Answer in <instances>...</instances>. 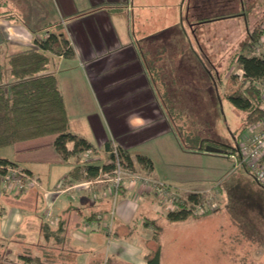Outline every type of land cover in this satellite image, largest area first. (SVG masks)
I'll use <instances>...</instances> for the list:
<instances>
[{"label":"crops","instance_id":"0c3cea01","mask_svg":"<svg viewBox=\"0 0 264 264\" xmlns=\"http://www.w3.org/2000/svg\"><path fill=\"white\" fill-rule=\"evenodd\" d=\"M135 1L0 0V63H6L12 53L36 47L38 37L60 28L66 31L75 54L55 55L48 72L57 77L70 132L85 139L94 151L87 158L85 151L64 157L55 147L57 136H48L11 145L12 160L0 156L40 181V187L20 195L0 191V246H12L18 256L38 257V250L21 243L44 240L38 234L43 219L40 191L47 204L45 219L50 212L45 234L48 241L50 237V264H147L156 249L145 245L139 251L137 241L138 237L144 242L160 239L152 219L160 213L153 194L124 187L115 198L108 183L95 182L102 178L100 173L91 177L87 172L88 165H109L112 140L129 153L136 169L158 179L160 173L145 150L157 144L171 161L183 152L174 145L177 126L168 118L157 84L163 56H152L148 44L136 41L140 26L150 20V7L136 6ZM190 12L187 9V16ZM73 148L74 142H68V151ZM137 155L149 157L153 169L140 165ZM49 163L50 187L45 188L36 169ZM113 197L120 202L112 204ZM111 221L109 234L104 227Z\"/></svg>","mask_w":264,"mask_h":264},{"label":"rangeland","instance_id":"374dc122","mask_svg":"<svg viewBox=\"0 0 264 264\" xmlns=\"http://www.w3.org/2000/svg\"><path fill=\"white\" fill-rule=\"evenodd\" d=\"M184 1H135L136 6L142 3L150 7V20L140 26L142 30L136 41L148 44L152 56H163L159 69L162 75L157 84L168 118L177 126L172 136L174 145L178 152H183L171 161L157 144L145 151L151 155L160 179H167L166 182L183 189L176 204L184 203L188 207L191 203L185 198L189 191L210 190L204 199L211 197L215 207H208L209 211L203 214L192 212L186 219L170 221L166 202L153 195V203L159 206L160 213L155 212L152 219L159 227L160 239L144 242L138 237L139 251L145 245L153 249L160 246V264H264V187L243 167L236 168L235 158L199 153L209 146L215 147L213 143L234 147L250 130V127L244 129L246 113L234 107L227 95L237 91L242 84L239 64L235 61L231 66L232 57L248 30L264 19V0L246 1L247 15L195 25L194 29L191 23L197 22L199 16L195 9L187 16L188 0ZM208 1L206 10L212 11L205 15L208 18L237 10L234 6H224L227 0H220V4L215 0ZM214 73H218L221 80L217 76L214 81ZM202 145H205L204 149H201ZM13 152L12 146L0 148L1 157L12 160ZM132 167L136 168L134 162ZM49 172L50 163L36 169L42 187H50ZM173 175L177 177L176 181L172 179ZM188 184L196 186L186 189ZM41 194L42 191L39 202L43 219L38 234L44 240L21 245L34 247L39 251L36 255L50 264V237L48 241L45 235L50 226V212L45 219L47 204L42 201ZM116 201L114 197L111 199L112 204ZM7 245L0 246V264H25L14 248ZM30 255L34 257L35 254Z\"/></svg>","mask_w":264,"mask_h":264},{"label":"trees","instance_id":"16d2710c","mask_svg":"<svg viewBox=\"0 0 264 264\" xmlns=\"http://www.w3.org/2000/svg\"><path fill=\"white\" fill-rule=\"evenodd\" d=\"M187 6L189 10L199 7L207 9L208 4L207 0H188ZM221 19L223 18L207 19L198 24ZM261 23L264 24V19ZM263 24L248 30L245 40L239 46L237 53H234L231 61V66L237 61L244 73L241 86L234 93L227 95V99L234 107L246 113L244 129L264 118V99L259 85V83L264 84V51L261 56L244 54L251 53L264 44ZM195 25L197 24L191 23L193 29ZM35 45L36 47L8 55L6 63H0V148L37 138L57 136L55 147L58 152L64 157L76 155L91 148L92 145L70 132L64 97L59 89L57 77L54 73L48 72L55 55L64 58L74 56L72 42L66 31L60 28L44 37L36 38ZM217 76L221 80V76L214 73L212 74L214 81H217ZM68 142H74L71 152L67 149ZM213 145L215 147L212 148L215 149L211 152L218 155L226 156L238 152V144L234 147L220 143H213ZM204 148L205 145H202L201 149ZM123 152L129 166L132 167L133 161L129 153L125 149ZM137 161L148 170L153 169V162L149 157L137 155ZM0 165L16 166L15 163L4 158H0ZM100 168L110 170L112 165L102 167L88 165L87 172L89 176L95 177ZM2 174L0 170V175ZM204 197L205 195L200 201ZM189 199L199 202L194 194L190 195ZM179 205V210L168 212L167 217L170 221H180L192 214L184 203ZM154 229L157 234L160 233L157 225ZM20 259L25 264L33 262L49 264L43 262L40 257L20 256ZM160 259L161 248L158 246L148 256L147 264H160Z\"/></svg>","mask_w":264,"mask_h":264},{"label":"built area","instance_id":"2783aa9c","mask_svg":"<svg viewBox=\"0 0 264 264\" xmlns=\"http://www.w3.org/2000/svg\"><path fill=\"white\" fill-rule=\"evenodd\" d=\"M263 51L264 48L259 47L251 52L250 56H261ZM240 72L241 79H243L244 72L241 68ZM259 85L264 99V84L259 83ZM93 153V149L89 148L85 150L84 157L87 158L93 155ZM108 154L110 156L109 164L112 165V168L110 170L100 168L99 173L102 178L97 179L95 182L108 183L115 198L124 187L130 189L138 188L141 191H148L156 197H161L166 202L170 211L179 210L180 205L175 202L180 200L183 189L168 185L154 176L129 166L123 152V147L115 140L110 142ZM229 156L236 159V168L243 167L260 186L264 187V118L250 126L248 134L238 144V152ZM0 170L3 173L0 180V191L20 195L31 188L40 187V181L36 176L17 166L0 165ZM208 192L210 190H207V192L189 191L188 197L185 200L187 199L191 203L187 207L191 213L203 214L209 211L211 207H215L211 197L207 196V199L200 201L201 197ZM192 194L196 195L199 202L189 199V196ZM104 228L107 233L111 234L113 232L112 221L107 223Z\"/></svg>","mask_w":264,"mask_h":264},{"label":"flooded vegetation","instance_id":"af4514ba","mask_svg":"<svg viewBox=\"0 0 264 264\" xmlns=\"http://www.w3.org/2000/svg\"><path fill=\"white\" fill-rule=\"evenodd\" d=\"M215 1L218 4L219 2H221V1L224 2L226 0H221V1L220 0H215ZM215 1H214V3H215ZM246 1H250V0H235V1L234 0H227V4L225 3L224 6L228 5L229 8H233V6H234V7H236L237 10L232 12V13H228V15L215 16V17H212V18H227V17L234 18V17H240V16L247 15V13L249 14V11L247 10V7H246L247 6ZM221 5L223 6V3ZM221 9L222 8H220L219 10L221 11ZM211 12L212 11L206 10L204 8H200V7L196 8L195 9V14L197 13V15L199 16V20L197 22H195L194 24H197L196 26H198V25H200L198 23L205 22V20H207V19H212V18H208V16H205V15L211 13Z\"/></svg>","mask_w":264,"mask_h":264},{"label":"water","instance_id":"95a60500","mask_svg":"<svg viewBox=\"0 0 264 264\" xmlns=\"http://www.w3.org/2000/svg\"><path fill=\"white\" fill-rule=\"evenodd\" d=\"M215 148H212V147H208L207 149H206V151H209V152H211V151H213ZM212 153V152H211Z\"/></svg>","mask_w":264,"mask_h":264}]
</instances>
